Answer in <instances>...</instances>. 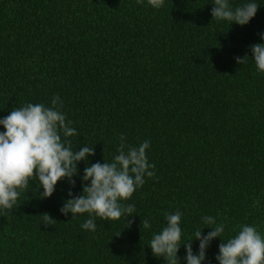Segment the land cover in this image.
Wrapping results in <instances>:
<instances>
[{
  "label": "trees",
  "instance_id": "trees-1",
  "mask_svg": "<svg viewBox=\"0 0 264 264\" xmlns=\"http://www.w3.org/2000/svg\"><path fill=\"white\" fill-rule=\"evenodd\" d=\"M249 2L258 11L241 26L213 18V0H0V118L29 103L51 108L59 96L76 129L72 150L95 151L78 162L74 187L65 178L41 198L33 178L12 210L0 208V264H168L149 245L177 211L179 264L183 243L193 239L198 254L194 233L213 230L205 216L225 231L202 264H219L221 239L243 225L264 237V72L250 47L264 43V0H229L233 9ZM121 134L126 147L150 141L155 175L121 201L135 205L132 216L82 229L89 213L60 208L70 190L83 193L87 165L113 162Z\"/></svg>",
  "mask_w": 264,
  "mask_h": 264
},
{
  "label": "clouds",
  "instance_id": "clouds-1",
  "mask_svg": "<svg viewBox=\"0 0 264 264\" xmlns=\"http://www.w3.org/2000/svg\"><path fill=\"white\" fill-rule=\"evenodd\" d=\"M142 3V0H137ZM154 8H160L164 0H148ZM211 9L212 17L217 20L235 22L241 26L246 25L255 17L258 4L249 2L243 6L232 8L229 0H213ZM264 39V33L259 34ZM252 58L257 69L264 72V43H255L250 46ZM236 57L239 64H245L248 59ZM59 96L52 100V107L44 104H27L21 108H14L10 114L0 118V125L5 131L0 132V208L12 210L16 205L21 191L29 186L33 178L39 181L43 192L41 198L53 195L56 185L67 178L74 187V176L79 175L77 164L87 161L89 156H94V147L83 146L78 151H73L68 137L76 135V129L70 127L71 121L60 110L62 102L58 104ZM61 133L65 139L62 140ZM126 137L121 134L119 154L113 162L96 163L84 168L82 181L83 193L73 196L69 191L67 199L60 212L65 216L71 213H89L90 218L82 225V229L96 230L95 217L105 221L119 220L122 216H132L136 213L135 205L122 204L121 201L132 197L137 188L145 183V176L154 177L155 164H149L146 149L150 141L145 140L138 147L126 145ZM19 190V191H18ZM94 214V215H92ZM182 213L179 211L165 214L166 226L161 232L155 234L150 241L153 256H163L168 264H179L178 252L181 244ZM203 222L213 230L206 235L203 229L194 233V239L199 240L198 254L193 253L192 240L183 243L186 250L184 259L187 264H202L206 259V249L211 241L220 237L225 231L224 224H216L212 216L202 218ZM44 225H53L49 214L45 213ZM130 226L132 221L128 220ZM145 229L151 228L149 220L141 221ZM120 232L116 235L119 236ZM222 240L219 244V254L215 257L219 264H264V237L256 227L243 225L238 235Z\"/></svg>",
  "mask_w": 264,
  "mask_h": 264
}]
</instances>
